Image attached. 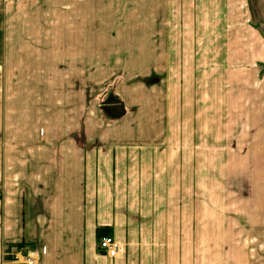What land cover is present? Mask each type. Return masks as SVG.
Segmentation results:
<instances>
[{
  "label": "crops",
  "instance_id": "crops-1",
  "mask_svg": "<svg viewBox=\"0 0 264 264\" xmlns=\"http://www.w3.org/2000/svg\"><path fill=\"white\" fill-rule=\"evenodd\" d=\"M113 44L140 46L159 76H191L200 62L207 75L237 69L264 83V0H0V264L19 250L36 264H216L212 235L202 243L180 208L166 211L180 196L133 210L146 192L122 174L153 171L149 162L134 165L117 139L86 132L80 81L101 73L102 45ZM248 223L241 264H264L254 239L264 223ZM101 229L121 244L118 257L99 251Z\"/></svg>",
  "mask_w": 264,
  "mask_h": 264
},
{
  "label": "rangeland",
  "instance_id": "rangeland-1",
  "mask_svg": "<svg viewBox=\"0 0 264 264\" xmlns=\"http://www.w3.org/2000/svg\"><path fill=\"white\" fill-rule=\"evenodd\" d=\"M107 2L121 8L126 0ZM122 10L116 16L123 17ZM133 48L140 50L102 45L101 73L79 78L85 88L86 132L111 135L134 165L147 160L153 167L146 174H122L140 182L139 193H149V204L146 193L136 198L135 212H158V196H180V205L167 204L166 211L180 208L193 221L197 237L208 239L202 243L212 235L216 264H241L249 252L239 245L249 238L240 230L249 220L259 228L264 223V83L251 74L235 75L237 69L207 75L212 72L200 62L191 76L187 70L178 77L159 76L158 62L141 60ZM86 65L92 68V62ZM77 82L70 78L71 84ZM159 165L167 171L158 172ZM254 239L264 242L261 236Z\"/></svg>",
  "mask_w": 264,
  "mask_h": 264
},
{
  "label": "built area",
  "instance_id": "built-area-1",
  "mask_svg": "<svg viewBox=\"0 0 264 264\" xmlns=\"http://www.w3.org/2000/svg\"><path fill=\"white\" fill-rule=\"evenodd\" d=\"M99 251L109 258H116L122 251L121 244L112 236L105 235L99 240ZM10 261L14 264H36L38 258L29 251H15L8 253Z\"/></svg>",
  "mask_w": 264,
  "mask_h": 264
},
{
  "label": "trees",
  "instance_id": "trees-1",
  "mask_svg": "<svg viewBox=\"0 0 264 264\" xmlns=\"http://www.w3.org/2000/svg\"><path fill=\"white\" fill-rule=\"evenodd\" d=\"M109 232H110V230H108V229H101L100 231H99V240L103 237V236H105V235H109Z\"/></svg>",
  "mask_w": 264,
  "mask_h": 264
}]
</instances>
